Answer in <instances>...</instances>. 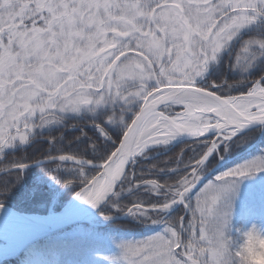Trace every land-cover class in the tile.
<instances>
[{"label": "snow or ice", "instance_id": "snow-or-ice-1", "mask_svg": "<svg viewBox=\"0 0 264 264\" xmlns=\"http://www.w3.org/2000/svg\"><path fill=\"white\" fill-rule=\"evenodd\" d=\"M224 3L227 7L220 13L216 10L218 0H152L147 7L146 0H0V152L17 141H29L35 129L32 120L44 109L33 104L23 93L25 89L39 90L42 73L52 69L65 76L56 88L44 89L45 95L71 97L73 90L81 87L102 91L109 83L113 68L125 56H137L142 66L150 65L156 69L153 57L142 46L121 47L122 41H135L136 38L156 44L163 40L164 58L172 57L188 77L183 82L149 92L144 97L146 113H151L173 88L188 89L202 102L188 104L182 117L164 112L150 119L144 115L137 117V122L123 135L119 147L108 136L103 119L99 123L92 122L103 140L96 137L85 145L78 143L77 146L82 148L80 159L73 155H49V161H72L76 165L75 181L87 185L77 193L81 199L93 207L105 202V197L125 172V157L144 141L163 137L170 129L195 133L197 129L190 124L202 120L200 134L194 137L204 136L211 127L223 139L254 123L264 125V80L254 82L240 95L216 94L192 83V77L202 74L201 69L207 72L210 60L215 59L225 40L232 41L241 29L264 17V0H224ZM190 8L209 17L207 27L193 22ZM129 12L133 14L129 15ZM164 12L181 29L175 46L168 45L167 28L159 22ZM195 40L200 41L199 47L194 46ZM105 57L109 62L97 73L93 65ZM208 143L207 150L211 151L214 146L211 141ZM83 155L91 158L84 159ZM199 157L192 161L191 168L198 167L196 160ZM93 161L108 162L99 165ZM89 165L96 170L102 166L104 171L100 176L89 177L85 172ZM16 167L23 169L27 165L20 163ZM257 171H264V158L253 159L224 172L217 181L230 184ZM64 182L65 186H70L74 180ZM214 203V198L206 201L205 210L210 211ZM105 218L111 217L106 215ZM195 232L198 238H207L203 217L197 220ZM208 243L207 249H183V264H198L200 254L210 257L209 264H230L222 243L219 247L211 241ZM120 247L125 264H172V254L158 236L125 242ZM180 251L181 246L176 245L175 253Z\"/></svg>", "mask_w": 264, "mask_h": 264}, {"label": "clouds", "instance_id": "clouds-1", "mask_svg": "<svg viewBox=\"0 0 264 264\" xmlns=\"http://www.w3.org/2000/svg\"><path fill=\"white\" fill-rule=\"evenodd\" d=\"M151 2L152 0H146L145 6L147 7ZM225 7H227V5L224 3V0H218L216 10L223 13ZM189 10L194 23L199 24L201 27H207L208 23H210V19L207 15L191 8ZM128 14L132 15L133 13L129 12ZM159 22L163 23L167 28L166 36L168 45L170 47L175 46L182 34L181 29L177 27L176 22H174L173 18H171L167 12L161 13ZM123 27L127 28V25ZM230 42L229 40L223 42L220 51L216 54L215 59L210 60L209 65L212 62L218 61L219 54L229 46ZM136 45L142 46L145 51L153 57L157 68L154 69L150 65L142 66V61L137 56H125L113 68L109 83L107 86L103 87L102 91L99 88L81 87L74 89L71 97L45 95L43 92L44 89L56 88L57 85L65 79V76L52 69L46 73H42L39 76V90L25 89L23 93L33 104L44 109L42 113L34 117L36 119L32 120L34 128H41L53 124H64L67 114H75L77 116L86 114L98 118L93 119L92 122L99 123V121L103 119L108 125L119 130L122 133L123 139V135L127 133L128 128L131 127L133 123H136L137 117L141 115H144L146 119H150L153 116H158V114L162 112L172 113L177 106H184L187 110L188 104L202 102L198 101L188 89L173 88L169 91L165 100H162L151 113H146L144 108V97L149 92H153L167 85H175L183 82L188 79V77L176 66L172 57L169 56L167 59L164 58L165 42L163 40L160 41L159 44L142 38H136L135 41L128 40L121 42V47L125 49L135 47ZM199 45L200 41L195 40L194 46L199 47ZM261 48H264V43L261 44ZM107 62H109V58L105 57L99 61L98 64H94L93 67H96V71L99 73L103 65ZM201 72L202 74L192 77V83L196 87H202L198 86L197 82L203 79L207 73L204 72L203 69H201ZM236 83L239 84L240 82L237 81ZM224 94L233 95L232 91L227 88ZM130 116L131 118H129ZM203 123L204 122L201 120L190 124V127L197 129L195 133L170 129L163 137L144 141L138 148L133 149L125 157V164L129 165L131 163L134 165L136 163V158L138 156H144L151 146H167L180 136L188 135L194 137L199 135ZM71 126L73 125H68V127ZM210 131L215 130L210 127L209 131L205 132L204 135L208 134ZM216 132L218 133L216 136L217 138L211 140L214 147L211 151L206 149V151L200 155L199 159L196 160V164L198 165L197 168L193 169L190 167L192 162H190L189 165L182 164L178 154L175 158H168L175 159L177 161V167H185L188 169L179 176L178 179L175 181H165L163 183L156 179H144L140 181V184L148 186L146 188L148 192L157 194L163 192L165 194L164 202L146 207L143 201L137 200L126 206L127 213L145 224L162 223L165 225L163 231L154 236H158L160 242L169 249L172 254V264H183L182 257L185 255L183 249L188 248L192 251H198L200 248L207 249L209 247V241L217 247H219L221 243L226 247L230 264H264V230H261L257 224L253 223L251 227L247 229L237 230L241 237L238 244L227 235L230 224L229 205L231 198L237 194V181L231 182L230 184L218 182V176L215 182L210 181L197 195L194 206L191 202L186 203L185 207L192 213L190 225H185L183 217L181 216L165 218L161 215V213L169 212L177 203L185 202L188 194L206 172L207 162L213 151L217 149L218 145L231 141L233 137L236 136H225L221 139L220 133L218 131ZM107 134L112 142L119 143L115 140L110 131L107 130ZM151 167L156 168L157 165H152ZM135 175L136 173L132 171L122 172L120 178L114 185L113 191L108 193L105 197V201L108 200L109 195L119 196L122 192H130L138 187L139 185L134 179ZM189 177H191V181H189ZM116 185H119V190H115ZM186 185L188 186L186 187ZM77 193L75 194L76 197L81 199L77 196ZM213 198L215 199L214 205L210 211H206L205 202ZM81 200L87 202L83 199ZM88 204L93 207L92 204ZM99 206L100 205L93 208H99ZM149 208L155 210L150 212ZM101 215L104 216V218L106 217L104 213H101ZM201 217L205 220V228L207 229L206 239L198 238L195 232L197 220ZM176 245L181 246V251L179 253H175ZM197 260L198 264H209L210 257L205 254H200Z\"/></svg>", "mask_w": 264, "mask_h": 264}, {"label": "rangeland", "instance_id": "rangeland-1", "mask_svg": "<svg viewBox=\"0 0 264 264\" xmlns=\"http://www.w3.org/2000/svg\"><path fill=\"white\" fill-rule=\"evenodd\" d=\"M262 23H264V17L257 18V20L254 23L247 25L243 29H241L238 32V34L234 37V39L230 42L229 46L222 53L219 54L218 61L212 62L209 65V69H208L209 76H212V70L218 64V62H220L222 58H226L228 61L227 64L229 63L230 67L228 65H224L225 67L223 70H220L221 68L216 67L215 71L213 72L214 77L219 78L220 81H223V79L225 78V82L227 77L231 78V80L233 81L240 80L241 82L239 81L240 83L236 84L239 89H243L246 86H248L246 73L249 72V70H251L250 68H255V65L257 63L259 65L261 64L262 62L261 57H264V48H261L260 43L259 45L257 43H252L249 40H247L246 37L243 36L246 35L248 36L250 32H253L257 28H261L262 30V26H261ZM239 40H243V41L239 44L238 48L236 49V52L232 54V57L228 59L229 57L228 55L230 49H232L234 45L233 44L234 41L238 42ZM233 55L235 56L234 58ZM230 74L231 75L233 74V76L229 77ZM176 112L177 113L181 112V108L176 107L172 113L165 112V114L175 115ZM38 115L39 114H37V116ZM78 118H81V116L80 115L77 116L75 114H67L66 117L67 120H70L69 124L71 125L74 124L73 120H77ZM105 125L108 131L112 133L116 131V128L112 127L111 125L108 124ZM54 126L61 127V124L59 125L54 124ZM44 129L45 126L34 129L31 138H33L32 136H36L37 134H41L42 132H44ZM91 132L92 134L90 133V136L88 138L84 136V141L86 144L89 143L96 135L94 133V130ZM240 139L241 137L237 136L233 138L231 141L220 144L221 146L220 153L222 154L224 152L223 154L226 157L223 164L221 163L222 165L219 167L218 165H216L218 157L217 155H215L214 158L210 160V164H208L207 166V169L212 167V170H214L213 174L208 178V181L204 185H202L195 193H189L185 199V202L179 203L178 208H176L177 210L174 212L173 211L168 212L167 213L168 215L165 218L181 216L185 221L183 216L186 211L185 204L191 202V204L194 206L197 195L204 189V187L210 181L215 182L216 177L222 175L224 172L230 171L246 162L252 161L253 159L264 158L263 137H260L259 139L257 138L252 143H250L248 140L241 143ZM238 143H241L242 147L249 149H253L254 147H257L256 149H253L256 150V152H254L250 156L238 160L237 162L233 163V166L227 168L225 167V165L232 163L234 157L233 158L231 157L232 155H234L233 153H235V151L232 152V150H234V148ZM167 148L168 146L157 147L155 149H167ZM176 168L178 167L176 166ZM134 173H136L134 179L137 182V184L140 182L141 179L142 180L145 179V177L143 176V171L140 172L141 177L139 176L138 170H135ZM237 184H238L237 194L231 198L229 205L230 224L227 230V235L230 236L232 239H233L232 233L234 229V224L237 222L239 218L238 216H240L243 213V209H245V212L247 210H250L248 216L251 221V224L248 227H251V225L255 223L260 227L261 230H264V171H257L243 178H237ZM147 187H148L147 185H141L136 188H138L142 192H146ZM63 189H66L65 184ZM70 194L71 193L68 192L67 195L62 197L60 202L52 201L51 204H49V207L43 208V210L44 211L49 210L50 214L48 215L61 214L60 210L64 206L63 211H65V207L67 205V201L69 200ZM122 195L123 193L121 194V196ZM124 204L125 202L120 200V202H118V205L114 207L115 210L121 211L125 207L123 206ZM42 207H43L42 205L38 206V208H42ZM32 208H34V206H32ZM111 210L112 208L110 207L108 214L106 212H101V213H104V215H108L111 217L113 215L110 214ZM189 214L191 215L190 217L192 218V213L188 209L187 213L185 214V218L189 217ZM106 222L108 221L107 219L104 218V216H102L101 214L100 215L97 214L95 219L91 221L92 224L72 226L68 229L60 230L55 235L54 233L50 234L52 235L51 237H56L57 241L59 240L60 243L62 242L61 245L62 247L60 249H55L52 252H50L48 255L39 257V259L36 260V256H35L36 253L35 251L33 252L34 248H32L34 244H31L29 247L27 246L26 248H24L17 255L16 259H14V262L12 264H32V262L34 264V261L35 264H125V262L121 259L122 249L120 245L122 243L129 241L145 240L151 236L161 233L165 227V225L162 223H157V224L142 223L140 220L136 219L132 215H130L129 220L125 225L122 224L121 220L120 221L117 220L116 222L115 221L110 222L111 224H106ZM189 223H191V221H189ZM42 240L45 239H39L37 243H40ZM82 248H89V249L88 251L82 250L81 253H78V249H82Z\"/></svg>", "mask_w": 264, "mask_h": 264}, {"label": "trees", "instance_id": "trees-1", "mask_svg": "<svg viewBox=\"0 0 264 264\" xmlns=\"http://www.w3.org/2000/svg\"><path fill=\"white\" fill-rule=\"evenodd\" d=\"M229 66V65H228ZM230 67V66H229ZM233 74L229 77H232ZM264 76V72L263 73H249L247 75V80H251V79H256V78H260ZM249 77V78H248ZM220 81V80H219ZM237 81H233L231 80V78L226 79L225 82V78L223 79V81L219 82V85L222 86V91H225V89H230L232 91L233 94H242V91H246V89L249 86H246L243 89H239L238 86L236 85ZM234 87V90H233ZM107 124V123H105ZM66 129V128H65ZM62 126L57 128V129H53L52 131H56L58 132L57 134L52 135L53 140L56 141V143H50V144H45V145H38L37 147L32 148L31 150H38V153H42V156L39 157L36 154H24V153H20L18 154V156L14 159H9L7 157H1L0 159V168H6L9 166H16L20 163H26V162H31L33 160H37V159H41V158H45L48 157L49 155H73L75 157H79L81 158V154H82V148L78 147L77 144L79 143V136L78 134L76 135V133L72 130H65ZM97 131H94V133L96 134L94 136V138L96 137H100L101 140H103V136L102 134L99 132V129L95 128ZM51 131V130H49ZM84 136H90V133L92 134L91 131H87L84 130ZM117 132V133H116ZM100 134V135H98ZM113 137H116L115 140L117 142L120 141V137L122 135V133L116 129L115 132H111ZM117 134V135H116ZM260 135V131H252L249 134H246L245 136L241 137L240 142H245L246 140H248L250 143H252L253 141H255L257 138H259ZM68 139L69 141H65L64 140ZM93 138V139H94ZM263 140H264V136H263ZM111 143V142H109ZM241 143H238L236 146H242ZM186 147V146H191L190 149H188V151L184 152L183 155H181V160L180 162L183 163L184 165L187 163L192 162L194 159L198 158L202 153L205 152V150L208 147V144L205 141H199V142H195V143H191L189 144H182L179 145L178 147L172 149L171 152L167 153L166 155L160 156L158 158H154L151 161H148L145 163V166H150L148 170H143L141 169L142 167L138 168L140 172L143 171V176L145 177V179H156L159 182H164V181H175L176 179L179 178V176H181L186 170L184 169V167H178V171L176 173H169V174H163L161 173L159 176L158 172L159 169L158 167L156 168H152V165H157L161 163H163L165 161V158L172 157L175 158L177 157L178 152L180 151V149L182 147ZM257 148V147H256ZM255 148V149H256ZM60 149V150H57ZM114 150V149H112ZM189 150H192L189 152ZM254 152H256V150H251L249 152H245L242 157H247L252 155ZM84 159H90V155H83ZM173 161V163L175 162V159H171ZM93 162H103V161H93ZM177 164V163H176ZM174 164V165H176ZM58 164H52L50 166L46 165V166H42L40 168L37 169H33L30 171L29 174L33 175L36 174V176L34 179H31L29 181V184H26L25 187H21L19 186L18 189L21 190L19 192H16L15 190H17L16 184H17V180L21 177L20 173H15L12 175H6L0 178V185L4 186L6 188H8L10 190V192L12 193L13 198L8 199L4 196H0V203H4V204H11L14 205L15 204V199L20 196V198L18 199V205H14L16 207H18L21 211L25 212V213H32V214H45L47 213L49 210H43V208H48L49 204H51L52 199H53V193L55 192V190L60 189L62 186H64L65 184V180L67 179H73L74 180V189L73 191L79 189L80 187H82L83 185L79 184L78 181H75V177L73 176L74 173L76 172V166L73 165H59V167H57ZM165 165V164H164ZM173 165V166H174ZM173 166H170V168H172ZM167 168L165 170H167V172L169 171ZM86 174L89 177H93L94 172L93 171H89L88 169L85 170ZM56 177V178H54ZM141 177V176H140ZM76 182V183H75ZM0 193L1 194H5L4 188H0ZM68 194V193H67ZM65 194V195H67ZM63 195V197L65 196ZM139 196H132L130 198V201H132V203L134 202L133 200H138ZM151 196H145V203L146 205L151 204L153 199ZM39 205H42V208H38ZM32 206H34V208H32ZM28 208V209H27ZM191 215L189 214V217L185 218V225H189V221H192ZM123 225L127 224V222H122ZM251 222L249 220V216L246 215H242L239 216L237 222L234 224V229H233V240L235 243H239L240 242V233L237 231L238 229H247L249 228L248 226H250ZM47 237L45 238V240H42L40 243L35 244L34 250L36 253H42V252H46L47 250H49L50 248H52L53 246H58L60 244H62V242L60 243V241L56 240V237ZM76 247V246H75ZM89 249V248H88ZM85 251L86 248H82V249H78V253H81V251ZM14 262V261H13ZM11 262V264L13 263Z\"/></svg>", "mask_w": 264, "mask_h": 264}, {"label": "bare ground", "instance_id": "bare-ground-1", "mask_svg": "<svg viewBox=\"0 0 264 264\" xmlns=\"http://www.w3.org/2000/svg\"><path fill=\"white\" fill-rule=\"evenodd\" d=\"M261 26H262V30H261V28H257L253 32H250L248 34V36H246V39L249 40L252 43H257L258 45H259V43L260 44L264 43V23H262ZM210 77L212 79L214 77V75L212 74V76H210ZM204 81L206 82L207 85L211 86V87L209 86V88H208L210 91L221 92V91H219L221 89L220 86H219V81H215V80H214L215 82L207 81V80H204ZM185 111H186V109H185ZM182 114L183 113L180 114L181 117H182ZM105 127H106V125H105ZM263 129H264V127H263ZM257 130H259V128L255 129L253 131H257ZM188 137H191V136H188V135L180 136L176 140L171 142L169 145L176 144L181 138H188ZM121 140H122V135L120 137V141ZM65 141H69V140L66 139ZM208 141H210V140H208ZM184 144H189V143L186 142ZM169 145H167V146H169ZM157 147H160V146H151L147 150V152H149V151L153 150V148H157ZM190 148H191V146H186V147L184 146V147H182L180 149V151L178 152V154L180 156V159L182 157L181 155H183L184 152L188 151V149H190ZM190 151H192V150H189V152ZM18 154H20L19 153V144L15 143L13 146L6 147V148H4V150L2 152H0V159H1L2 156L3 157H7L8 160L9 159H14V158H16L18 156ZM232 158H233L232 163L226 164L225 167L228 168L230 166H233V163L237 162L238 160L243 159L242 155H239V154L232 155ZM176 163H177L176 160L173 163V161L171 159H168V161H167V158H165V161L163 163L160 162V164H158L157 167L159 169H157V170H159L158 172L163 171V170H165L167 168H170V166H173ZM189 164L190 163H188V164L186 163L185 165H189ZM184 169L186 171L188 170L185 167H184ZM168 170H169L170 173H176L178 171V168H170ZM30 171L31 170L26 171L24 173V176L20 177L17 180V184H16L17 190H15L16 192L21 191V190L18 189L19 186L25 187L26 184H29V181L31 179H34L35 177H38L34 173H33V175L29 174ZM1 187L4 188V191H5V194L2 195V196L6 197L8 199L13 198L12 193L10 192V190L8 188L0 185V188ZM19 198H20V196H18L15 199L16 202H15L14 205H16V206L18 205V199ZM121 201L125 202V204L123 205L125 207L121 211L115 210V209L112 211V214H113L115 219L125 218L128 215L126 206H128V205H130L132 203V201H130V199H123ZM85 203L86 202H84L81 199L75 197L71 201V203H69L70 204V208H69V211H67V212H71L73 210H76V209L80 208L82 205H84ZM3 205L8 206V207H12V208H14V209H16V210L21 212V210L18 207L14 206V205H11V204H3ZM48 214H50L49 211L47 213H45V214H37L36 215L37 217H35V219L40 224H44L46 222L53 221V218L55 216L48 215ZM0 216H1L0 217V232H5V233L8 234V236H6V237L3 236V238L5 237L4 241H2L3 246L0 247V264H11V262L13 261V258L1 257V254H7V252H10V251H19L21 249V247H23V246L26 248L27 245H28V242H27L28 238L35 237V235L38 234V229L32 224H29L27 222L25 223V221H17V222L12 223L11 219L14 220V218L10 216L9 211L2 210V213H1ZM178 251H179V249H178Z\"/></svg>", "mask_w": 264, "mask_h": 264}, {"label": "water", "instance_id": "water-1", "mask_svg": "<svg viewBox=\"0 0 264 264\" xmlns=\"http://www.w3.org/2000/svg\"><path fill=\"white\" fill-rule=\"evenodd\" d=\"M208 91H210V90H208ZM215 93L216 94H223L221 92H215ZM177 107H181L183 109V111L181 113L185 112V107L184 106H177ZM181 113H179V114H181ZM263 127H264V125H261L260 123H254V124H252L250 126H247L245 129L239 130L235 137L244 135V134H246L248 132H251V131H253L255 129H258V128H262L263 129ZM217 135H218V133L216 131H210L208 134H205L204 136L199 137V138H196V137L181 138L176 144H179V143H181L183 141H189L190 142V141L205 139V138H209V137H213V136L216 139ZM235 137H233V138H235ZM122 140H121V142H122ZM176 144H172V145H176ZM117 147H119V145ZM214 151H213V153H214ZM211 155H210L209 159L211 158ZM137 158H136V161H137ZM76 159H78V158H76ZM51 162L52 161H49L48 159H46V160H43V161H40V162H35L34 164H31V165H27V167L23 168V169H19V168L16 167V168L1 172L0 175L1 174H5L7 172H11V171H17V170L25 171L27 169L34 168V167H37V166H40V165H43V164H47V163H51ZM55 162H60V161H55ZM107 162L108 161H106L105 163H107ZM62 163H73V162L72 161H66V162H62ZM105 163H103V164H105ZM103 164H99V165H103ZM134 165L131 164V163L129 165H126L125 172L130 171L131 170L130 168H132ZM88 167L92 168V169H95V168L92 167V165H89ZM98 171H100V173L98 174V176H100L101 173H103L104 168L101 166V167H99ZM213 171H211L208 175H206V177L202 181H200L198 184H196V186L193 188V190L191 192H193L195 189H197L198 186H200L206 179H208L213 174ZM115 190H119V185H116V189ZM115 196L116 195H109L108 200H106L104 203H102L99 206V208H93L91 205H89L86 202L80 208H78L76 210H73L71 212H64L62 214L53 215V216H55L53 218V221L46 222L44 224H40V223H38L36 221L35 217H37V216H33V215L22 213V212L14 209L12 207H8V206H5V205H3V206L0 205V215L2 213V210L9 211L10 216L14 218V220L13 219L11 220L12 223L17 222V221H25V223L27 222L29 224H32L38 229V234H36L35 237L28 238V240H27L28 245L27 246L29 247L31 244L35 243L39 239H42V238L46 237L47 235L53 234V233L58 232L60 230L68 229V228H70L72 226H78V225L89 223L90 220L92 219V217L94 215H96L108 203V201H110ZM178 206H176V207H178ZM151 211H154V209H151ZM3 236L6 237V236H8V234L5 233V232H0V241H4L5 237L3 238ZM24 248L25 247L23 246V247H21V249L19 251H10V252H7V254H1V257L14 258Z\"/></svg>", "mask_w": 264, "mask_h": 264}, {"label": "flooded vegetation", "instance_id": "flooded-vegetation-1", "mask_svg": "<svg viewBox=\"0 0 264 264\" xmlns=\"http://www.w3.org/2000/svg\"><path fill=\"white\" fill-rule=\"evenodd\" d=\"M247 36V35H246ZM246 36H243V37H246ZM263 36V35H262ZM242 42V40H239L238 42H235L234 41V45H233V47H232V49H230V52H229V57H228V59H230L231 57H232V54H234L235 52H236V49L238 48V46H239V44ZM134 54V53H133ZM235 56L233 55V58H234ZM261 58H263V60H264V57H261ZM227 59L226 58H222L221 59V61L220 62H218V64L213 68V70H212V74H213V72L215 71V68L217 67H219V68H221L220 70H223L224 69V65H229V63L227 64ZM259 68V67H258ZM260 68H263L261 71L262 72H264V61L263 62H261V66H260ZM204 80H207V81H212V82H215V81H219L220 79L219 78H216V77H213L212 79H211V77L209 76V70L207 71V74H205V76L203 77V79H201V80H199L198 82H201L202 84H200V85H204L205 87H207V88H209V86L210 85H207L206 84V82L204 81ZM215 80V81H214ZM220 82V81H219ZM220 86V85H219ZM211 87V86H210ZM220 90L219 91H221V92H224V91H222V86H220ZM81 116V118H78L77 120H73V122H74V124H72L73 126H71L72 128H70V127H68V125H69V123H70V120H67L66 119V121H65V123L64 124H61V126L65 129V130H67V131H69V130H72V131H74L75 133H76V135L78 134V136H79V144L80 145H85L86 143H85V141H84V130H89V131H97L95 128H97V127H95L94 126V124L92 123V121H93V119H98V118H94V117H91V116H89V115H86V114H82V115H80ZM57 128H59V127H55V128H53V129H57ZM98 129V128H97ZM58 132H56V131H49V130H47L46 132H43L41 135H37V136H32L33 138H31L30 137V141H28V143L27 144H24L25 145V147H22V145L20 144L19 145V153H24V154H36L37 156H39V157H41L42 156V153H38L37 151L38 150H31L32 148H34V147H37L38 145H45V144H50V143H52L53 142V137H52V135H54V134H57ZM85 137H89V136H85ZM64 140H65V138H64ZM225 150V149H224ZM33 161H36V160H33ZM33 161H31L32 163H33ZM26 163H28V162H26ZM25 164V163H24ZM48 166H50V165H48ZM9 167H13V166H9ZM7 168V167H6ZM0 169H2V168H0ZM33 170V169H32ZM16 172H9V173H5V174H2V176H0V178L1 177H3V176H6V175H12V174H15ZM61 190V188L60 189H58V190H55V192L53 193L54 195H53V199L56 197V195H57V193L59 192ZM2 195H4V194H1L0 193V196H2ZM52 199V200H53Z\"/></svg>", "mask_w": 264, "mask_h": 264}]
</instances>
